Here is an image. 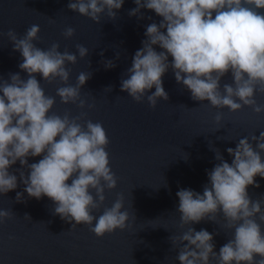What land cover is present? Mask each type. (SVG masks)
Instances as JSON below:
<instances>
[{
    "label": "clouds",
    "instance_id": "obj_1",
    "mask_svg": "<svg viewBox=\"0 0 264 264\" xmlns=\"http://www.w3.org/2000/svg\"><path fill=\"white\" fill-rule=\"evenodd\" d=\"M124 2L69 0L67 8L100 24L103 15L116 20ZM133 3L136 7L129 10V17L145 19L142 10L147 9L161 19L146 25L142 47L122 73L121 92L137 103L146 98L155 108L159 100L169 99L162 78L171 71L193 101H207L218 109L214 117L217 125L223 120L219 110L224 108L235 113L249 107L257 115L264 113V104L255 98L264 95V0ZM39 33L38 25L30 26L22 37L13 29L0 33L7 36L13 51L20 53L18 68L27 74L26 78L20 72L9 73L7 79L0 76V196L15 191L19 181L24 187L16 192L15 203L26 204L25 193L28 199L47 197L53 205L52 215L70 223L69 231L85 225L99 238L117 229L123 231L130 227L123 194L117 195L111 207H104L102 214L94 215L104 205L105 191L115 189L118 180L110 167L106 151L110 141L103 124L84 119L83 112L72 116L66 111L61 116L51 111L57 96L62 104L85 108L81 89L92 72H80L72 85L68 65H75L78 56H88L89 49L76 44L75 53L67 49L61 52L59 43L42 49L34 43L39 41ZM74 34L72 27L62 33L66 39ZM119 58L116 53V60ZM101 63L106 70L116 67L114 60ZM38 75L48 85H62L56 88L55 96L46 95ZM229 75L232 83L221 87L222 79ZM105 89L112 91L113 86ZM213 152L218 163L206 170L208 182L202 193L190 188L176 193L179 228L187 226L186 231L169 237L172 247L178 249L176 259L179 264H264V195L253 199L248 192L249 187L260 188L257 177L264 179V131L227 148L231 163L218 149ZM35 157L42 158L29 163V158ZM17 162L21 167L14 169ZM13 218L11 210H0V224ZM24 218L31 221L27 213ZM201 222L232 231L218 252L214 235L219 232L192 227Z\"/></svg>",
    "mask_w": 264,
    "mask_h": 264
},
{
    "label": "water",
    "instance_id": "obj_2",
    "mask_svg": "<svg viewBox=\"0 0 264 264\" xmlns=\"http://www.w3.org/2000/svg\"><path fill=\"white\" fill-rule=\"evenodd\" d=\"M68 2L0 0V33L13 29L22 37L30 26L38 25L40 39L34 43L42 49L52 43H59L61 52L67 49L75 53L76 44L89 49L88 56L83 59L78 56L75 65H68L72 85L80 72H92L91 79L81 89L85 108L62 104L57 96L51 111L61 116L66 111L72 116L83 112L84 119L103 124L110 141L106 149L110 167L118 180L115 189L105 191L104 205L94 215L102 214L104 207H111L117 195L123 194L130 227L102 238L85 225L69 231L70 223L52 215L53 205L47 197L28 199L25 193L27 203H15L16 192L24 187L18 181L15 191L0 196V210H11L14 214L12 220L0 224V264H179L178 249L169 241L171 235L187 230V226L179 228L177 191L190 188L202 193L208 182L206 170L218 163L213 151L218 149L231 163L232 157L226 149L235 148L241 138L259 136L264 131V113L257 115L249 107L235 113L224 108L219 110L223 120L217 125L214 117L218 109L207 101H193L190 92L176 83L171 71L162 78L168 101L159 100L155 108L149 106L146 98L142 103L135 102L120 91L121 76L142 47L146 25L158 23L161 18L147 9L142 10L145 19L129 17V10L136 5L133 0H125L116 20L103 15L97 24L70 11ZM149 16L152 20L147 19ZM68 27L74 28L75 34L66 39L62 33ZM116 53L120 55L118 60ZM102 60H114L116 67L106 70ZM20 62V53L13 51L6 35H0V76L7 79L9 73L20 72ZM20 75L26 78L27 74L20 72ZM37 79L49 96H55L56 88L62 86L59 82L48 85L39 75ZM224 83H232L230 75L222 79L221 87ZM108 86H113L112 91L105 89ZM255 98L264 104V95L257 94ZM91 104L94 107L88 108ZM41 158H29V163ZM20 167L19 162L13 166ZM256 179L260 188H248L253 199L264 195V179ZM25 213L31 221L24 218ZM217 219L223 224L222 217ZM192 227L197 231L219 232L214 235L217 252L232 236L231 230L212 222Z\"/></svg>",
    "mask_w": 264,
    "mask_h": 264
}]
</instances>
